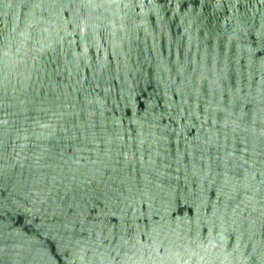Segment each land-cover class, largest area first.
Instances as JSON below:
<instances>
[{
	"label": "water",
	"instance_id": "1",
	"mask_svg": "<svg viewBox=\"0 0 264 264\" xmlns=\"http://www.w3.org/2000/svg\"><path fill=\"white\" fill-rule=\"evenodd\" d=\"M0 264H264V0H0Z\"/></svg>",
	"mask_w": 264,
	"mask_h": 264
}]
</instances>
